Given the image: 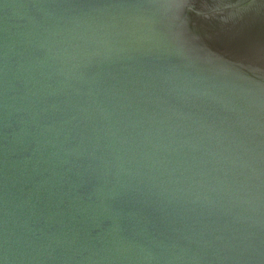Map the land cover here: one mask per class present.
<instances>
[{
    "label": "water",
    "instance_id": "1",
    "mask_svg": "<svg viewBox=\"0 0 264 264\" xmlns=\"http://www.w3.org/2000/svg\"><path fill=\"white\" fill-rule=\"evenodd\" d=\"M0 264H264V0H0Z\"/></svg>",
    "mask_w": 264,
    "mask_h": 264
}]
</instances>
